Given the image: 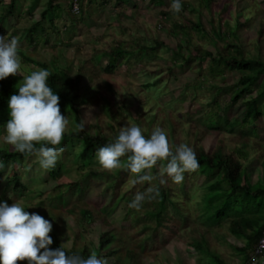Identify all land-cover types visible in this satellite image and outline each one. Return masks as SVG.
Masks as SVG:
<instances>
[{
  "label": "trees",
  "instance_id": "trees-1",
  "mask_svg": "<svg viewBox=\"0 0 264 264\" xmlns=\"http://www.w3.org/2000/svg\"><path fill=\"white\" fill-rule=\"evenodd\" d=\"M23 1L9 0L6 2L5 0H0V35L5 34L3 26L6 20L10 21L11 26H16L17 30V25L12 22L17 24V21L21 18L20 16L24 13L30 14L31 24L25 29L26 34L23 40H25L27 45L42 49L44 44L50 43L52 34L59 35V30L57 29L59 27L58 20L63 18L62 15L57 13L58 2L55 0H42L41 7L43 9L36 14L35 11L32 13V10L39 3V0H30V5L26 9L22 6ZM88 1L89 3L96 1L103 4L102 0ZM116 1L117 4L122 6V10L125 9L124 13L117 16L115 14L113 26L116 29H113V26L110 27L105 38H101L95 33L93 39L89 33H85L86 41L90 43L93 49V55L89 58L80 59L78 68L75 69V75L74 66L71 63L62 64L60 54L57 51L52 50V59L48 60L40 57V59H36L34 56L33 58L19 49V55L24 57L26 63L31 62V64H35L41 69H48L52 73L48 78V85L60 97L62 114L68 113L76 116L73 127L64 135L60 145L64 151L54 168L48 170L41 168L35 155L20 154L12 146L4 142L5 124L10 119L8 101L11 95L17 94L18 87L23 83V77L18 74L0 80V162L4 164V167L0 169V202L6 201L9 205L14 201L22 203V197L27 196L29 193L30 195L37 194V190L30 185L42 178L44 181H41V185H37V187L43 189L40 190L38 195H42L41 200H48V203L43 205V202H40L38 206L35 204L33 206L22 205L29 213H38L53 224V231L50 233L53 244L50 245V248L53 250L57 249L64 243V248L69 254L77 253L87 257L90 251H96L98 255L108 258L110 264H142V257L150 254L152 250H147V246L145 248H138L133 245L127 247L123 243L122 236L120 241L124 246H119L116 237L118 236L119 228L128 226L125 220L132 210L128 205L135 197L133 193L143 192L150 185L148 182L133 184L131 181L135 177L127 170L122 168L108 172L99 165L98 161L94 162L97 149L106 143L114 141L122 126L119 127L120 124L115 123L117 121V109L114 106V101L110 100L108 108L114 124L106 120L105 125L112 124L115 134L104 136L100 130L90 131V125L86 123L83 130L78 128V124L83 120V115L86 114V106H92L93 103L98 102L99 93L107 94L110 99H113V95L108 94L107 90L101 87V84L94 86V93L91 94L88 89L90 86H82L81 79L87 78L91 81L95 77L100 76L103 84L117 95L120 93L119 85H121V82L115 78L114 74H116L117 68H119L121 63H129L137 52L140 58H136L138 62L134 64H139L140 73L145 78L151 77L150 73L156 74L155 78H153L154 80H148L140 84L143 88L160 84L164 79L169 80L173 75L189 70L192 63H195L200 68L202 62L209 58L211 65L209 73L206 74L207 76L216 77L226 71L233 70L241 72V75L235 83L209 84V87L214 89L209 103L214 106L215 110L207 111L205 114H199L198 116L200 119L206 116L208 122H210V125L207 126L208 129H201V133L203 132L205 136L202 137L200 133L194 135V137L187 136L188 138H184V140L188 139L186 144L192 147L197 154L200 164L198 169L201 172L200 175H208L205 176L201 184H207L208 192L203 198H209L211 213H208L204 209L205 207L199 205V220H202V222L200 221L202 224L219 228L217 230L214 227L213 229L201 228V234L185 239V241L195 248L196 252L212 253L211 257L216 260L217 264H253V257H255L256 264H264V247H260L261 240L264 238V147L261 146V140H264V127L260 125V122L264 121V20L260 21V25L257 28V40L254 50H247L245 49L247 44L240 38H237V43L228 41V38L224 35L223 25L220 24L222 17L218 20L220 25H216L212 9L213 0H201L204 4L200 3L198 8H190L191 2L182 0L180 16L184 22L175 18L173 20L174 24L169 25L161 18L159 24L150 29L142 25L138 15L134 14V10L137 8L136 0ZM132 1L135 2L132 3ZM107 2L110 3V0H107ZM171 2L172 0H145L146 5H158L159 7L166 6ZM131 3L133 6L130 5ZM72 8L71 3L65 9L70 19L75 18ZM126 8L129 10L127 11ZM80 9H82V5ZM188 10L196 13V19L184 15L183 11ZM170 13L173 12L164 9L160 10V15L166 17ZM206 20L210 22L213 32L217 33L220 41L225 42L223 44L215 41L213 50L191 40L194 33H208ZM126 23L133 25L125 26ZM226 23L229 24V22ZM247 24L249 22L246 18L243 22L237 20L235 28L231 29V32L237 35L236 31L238 28ZM159 25L166 30L164 37L157 30ZM115 30L118 33H114L113 31ZM135 30L138 31L132 32ZM177 35L186 37V39L184 38L186 41L185 45H183V41H176L174 47L169 44L167 38L176 37ZM167 48L172 49V54L174 55L172 64H162L158 59V52L163 49V51H166ZM63 56L65 55L63 54ZM179 57L184 61L183 64H180L182 61H179ZM152 59L154 62L149 63V60ZM93 61H97V66H102L103 71L93 66ZM176 68L180 70H175ZM159 69L160 71H158ZM30 70L36 71L33 67ZM21 72L23 76L29 75L28 71L21 70ZM189 85L193 90L197 89L196 81H190ZM227 93H231V96L226 103L224 114H220V98ZM143 95L139 94L138 97L142 103L144 101ZM194 100L193 98L191 103ZM239 103L242 105L240 110L236 107ZM123 105H126L125 100ZM127 109L130 111L129 107ZM143 116L142 113H139L137 117L138 125L141 128L147 127L148 131L144 132V134L149 136L151 129L155 126H152L153 120L151 118L144 119ZM175 119L176 117L172 120ZM97 122L102 127V122L99 120ZM215 132L216 135L213 137ZM177 137L168 138H171L169 139L170 142L176 144ZM202 138H204V142H198ZM74 152L78 156L77 159L81 161L75 171L81 172L82 176L73 178L67 184L52 186V183L61 181L63 178L67 171L66 163L68 161H74L75 163L78 161L71 158ZM85 156L90 159H85ZM242 157L244 161L241 160ZM122 160H126V157L122 158ZM159 164L153 167L151 170L152 174L158 171ZM18 165L25 166L24 175L18 170ZM7 166H11L10 172H8ZM35 168L36 171H34ZM37 170L47 172L45 174L46 178L44 179V175ZM196 171L185 173L187 176L180 183V188L186 195L191 191V187L188 190H185L184 187L187 177L193 179L192 176L199 173ZM155 173L158 175L157 172ZM253 174L257 176L255 184L251 181ZM168 180L169 177L163 185H160L157 180L154 181V184L160 188V196L152 202L155 207L161 210L155 220L156 227L166 228L168 226L166 230L168 233H165L168 236L165 237V241L160 244L159 248L166 245L171 249H175L173 245L176 244L173 243V236L181 230L183 232L189 231L192 227L188 223L189 216L186 215L187 213L179 205V212L176 218L169 219V215L172 217L169 209L170 203L177 202L176 199L178 198L175 194L172 197V187L169 184L171 180ZM50 181H52L50 184L51 188L49 184L44 185ZM96 181H100V185L107 181L101 199L102 204H109L113 209L116 206L119 207L122 203L126 204L127 211L123 213L124 217L121 227H115L107 220L114 214L115 210L104 212L103 210L107 208L85 199L86 195L84 192L89 187H92ZM127 181H129V184L126 185ZM124 186L128 187V189L124 188ZM75 191L83 193L77 197V195H73ZM108 194L112 195L109 203L106 202ZM64 197L68 198V200H73L67 204L66 208L62 209L56 204ZM147 202L145 201V203ZM45 208L49 211H45ZM181 211L183 212L182 214ZM201 212H204L207 216ZM164 220H168L170 223L164 224ZM209 220L211 224H209ZM98 222L108 224L109 228L100 233L97 244L86 241L84 234ZM225 222L226 225L223 224ZM157 230L160 231L161 229ZM221 230L231 233L230 236L222 233V236L218 237L228 238V243L232 244L231 247L238 252V257L240 258L238 263L227 262L213 250L212 240L216 237L214 236V231L218 232ZM65 233L68 236H65ZM232 235L235 237H232ZM64 239L68 240V242L72 241V244L69 246ZM235 239L242 242H234ZM201 261L203 262L202 258H199V264Z\"/></svg>",
  "mask_w": 264,
  "mask_h": 264
},
{
  "label": "rangeland",
  "instance_id": "rangeland-1",
  "mask_svg": "<svg viewBox=\"0 0 264 264\" xmlns=\"http://www.w3.org/2000/svg\"><path fill=\"white\" fill-rule=\"evenodd\" d=\"M55 1L58 2L57 13L62 15L63 18L58 20L59 27L57 29L59 30V35L52 34L50 36V43L44 44V47L42 49L27 45L25 43V40H23V37L26 34L25 29L31 24L30 14L24 13L22 16H20L21 18L17 21V24L15 22H12L14 25H17V30L16 26H11L10 21L6 20L3 26V29L5 30L4 35H7L9 39L11 35H14V37H18L20 40L19 49L23 52H26L31 57H36V59L46 58L48 60H51L52 50H54L55 52L57 51L58 54H60V60L62 64L71 63L74 66L73 71L75 75V69L78 68V62L80 61V59L85 57L89 58L93 55V49L91 48L90 43L86 41L85 33H89L93 39L95 33L101 38H105L107 36V30L113 26L115 14L117 16L121 13H124L125 9L122 10V6L117 4L116 0H110V3H106L107 0H102L104 5L101 3H97L96 1L89 3L88 0H82L81 12L79 14H74V19H70V17L66 14L65 9L66 7L68 8V6L71 5V0ZM189 1L191 2L190 8H198L200 3L204 4V2H202L201 0ZM133 2L135 1H132V3ZM132 3L130 4L131 6H133ZM29 5L30 0L23 1V8L26 9ZM170 5L171 3L161 7H159L158 5L148 6L145 4V0H136L137 8L136 10H134V14L138 15L141 24L145 27H148V29L154 28L157 24H159L161 18H163L165 20V23H168L169 25L174 24L173 20L175 18L184 22V20L180 16V13H170L167 15V17L160 15L161 9L171 11ZM41 6L42 0H39V3H37L35 8L32 10V13L35 11L36 14H38L39 11L43 9ZM212 9L216 25H223V29L225 31L224 35L228 38L229 42L237 43V38H240L241 40H244L245 44H247L245 49L254 50V45L257 40V28L260 25V21L262 19L264 20V0H213ZM126 10L128 11L129 9L126 8ZM183 13L184 15L190 18L192 17L193 19H196V13L193 11L188 10L183 11ZM220 17H222L221 22L218 21ZM122 18H124V16H122ZM245 18L248 20L249 24L245 25L244 27L238 28V30L236 31L237 35L232 33L231 29L235 28L236 21L240 20L243 22L245 21ZM226 22H229V24H227ZM206 23L208 27V33H194L191 40H193L194 42H199L203 44L204 47L213 50L215 41H219L223 44L225 42L220 41L217 36V33L213 32L210 22L207 21ZM132 25L133 24L131 23L125 24V26ZM112 28L116 29L115 26H113ZM157 30L161 33L163 37L165 36L166 30L163 27L159 25ZM136 31L138 30L132 32ZM113 32L118 33L117 30ZM127 33L129 34V32ZM184 38L186 39L184 35H177L176 37H168L167 40L169 41V44L174 47L176 41H183L184 43H182L183 45H185L186 41ZM163 50H160L158 52L159 61L162 64H172V57H174V55L172 54V49L167 48L166 51ZM63 54L65 56H63ZM20 57L22 62V71H28V74H30L31 72H33L32 70H30V68L32 67L36 70L41 69L39 66L31 64V62L26 63L22 55H20ZM136 58H140L138 52L131 58V61L129 63H121L119 68H117L116 74L114 75L115 78L121 82V85H119L120 93L117 95L109 87L103 84L100 76L95 77V79L91 81L87 78L81 79L82 86H90V88L88 87V89L89 91H91V94L94 93V86L101 84V87L105 88L108 94L113 95V99H110L107 94L99 93V101L93 103L92 106H86V114L83 115V121L84 123L90 125L91 130H100V132L104 136L115 134V129L112 126L114 122L113 120H111V112L108 108L109 101L113 100L114 106L117 109V121L115 123H119V127L125 126L127 123L138 125L137 117L139 113H142L144 115V119L151 118L153 120L152 126L156 127L161 125L160 127L167 131L168 137L175 138L176 136H178L176 145H179L181 143L186 144L188 142V139L184 140V138H188L187 136L194 137V135L201 133V129L206 130L208 129L207 126L210 125V122H208L206 116H204L203 119H200L198 117L199 114L203 115L207 111L215 110L214 106L209 103L211 99V94L214 92V89H211L209 87V84L216 83L219 85H223L226 83H235L241 75V72L233 70L226 71L216 77H211L210 75L207 76L206 74L209 73V67L211 65V61L208 58L202 62V66L200 68L197 67L195 63H192L190 64L189 70L183 73L175 74L169 80L164 79L160 82V84H154L149 86V88H143L142 86H140V84H143L145 83V81L148 80H154L153 78H155L156 74L150 73V76L152 78H145L139 71V64H134L135 62H138ZM178 59H180L179 61H182L180 62V64H183L184 61L181 60L180 57ZM103 61L105 62V60ZM96 62L97 61H93V66H96L100 71H103V67L97 66ZM153 62V59L149 60V63ZM175 70L180 69L176 68ZM158 71H160V69ZM190 81H196L197 89L193 90L190 87ZM143 92L145 93L144 95ZM139 94L143 95V103L141 100L138 99ZM230 96L231 93H227L223 94L220 98V114H224L226 103L228 102ZM193 98L195 100L191 103V100ZM124 100L126 102L125 106L123 105ZM239 104H237L236 107L240 110L242 109V105L241 103ZM128 107L130 108V111L127 109ZM70 116L71 115L69 114V117ZM175 117L176 119L172 120ZM98 120L102 122V127H100V124L97 122ZM106 120H108L112 124H108L106 126ZM260 125L264 127V121H261ZM142 129L144 132L148 131L147 127H144ZM152 130L153 128L151 129L150 134ZM144 135L148 136L147 134ZM215 135L216 132L213 137H215ZM201 136L204 137L205 134L202 132ZM198 142H204V138H202ZM261 146L264 147V140H261ZM77 157L78 156L76 152H74L71 158L78 160ZM85 159L90 158L88 156H85ZM241 160L244 161L243 157L241 158ZM80 162V160H78L76 163L74 161H68L66 163L67 171L64 174L63 178L61 179V181L52 183V186H55L57 184H67L73 178H77L80 175L82 176L81 172L75 171L76 168L81 164ZM94 162H97L96 158L94 159ZM10 168L11 166H7L8 172H10ZM17 168L19 171H21L22 175L25 174L24 165H18ZM34 171H36V168ZM38 172L44 175V179L46 178L45 174H47V172ZM155 172L158 173V171ZM155 172L153 174L154 176H156ZM196 172L199 173L193 175V179L187 177V181L184 185L185 190H188L191 187V191L188 192L187 195L182 192L180 184L174 183L171 178H169V180H171L169 184L172 187V197L175 194L178 198L176 199L177 202L170 203L169 209L170 213L172 214V217L169 215V219L172 220L173 218H176L180 206L182 207V210L187 213L186 215L189 216L188 223L192 227V229L189 231L183 232L181 230L173 236V243L176 245H172L175 246V249H171L169 246L167 247L166 245L162 246V249L159 248L160 244L165 241V237L168 236L165 234L168 233L166 231L168 226L166 228L156 227L155 220L158 214L161 213V210L160 208L158 209L157 207H155L153 203L154 201L143 204L139 211L132 209L128 215V218L125 220L128 226L119 228L123 224V213L127 211V206L126 204L122 203L119 205V207L116 206V208L113 209L112 206H110L109 204L105 205L104 203H101L103 190L106 188L107 181H104L103 185H100V181H96L92 187L88 186L89 188L86 189V191L84 192V194L86 195L85 199L89 200L90 202L100 204L101 206L107 208L106 210H103L102 208L104 212H106L107 210H115L114 214L107 220L110 224L119 228V231L117 232L118 236L116 237V241L119 242V246H124V244L127 247H131L133 245L134 247L138 248H145V246H147V250H152L150 254L142 257V264H179V261L181 262L180 264H199V258H202L203 260V262L201 261L200 264H217L216 260L211 257L212 253L196 252L195 248L190 246L185 241V239H189L197 234H201V228L213 229L214 227L215 230L219 229L215 226L212 227V225H210V227L205 224H202V220H199V205H201V207H205L204 209L207 210L208 213L211 212L209 209V198H203V196H206L208 192L207 184H201L205 176L208 175L204 173L203 174L205 176L200 175L201 172L199 170ZM186 176L187 174H184V178ZM167 178V176L164 177L166 181ZM256 180L257 176L256 174H253V176H251L252 183L255 184ZM41 181L44 180L42 178H39L37 181H35V183H31L30 186L37 190V194L30 195L29 193L27 196L22 197V204L30 206H33V204H35L36 206H38L40 202H43V205H46L48 203V200H41L42 195H38L40 190L43 189L37 187V185H41ZM157 181H159V179H157ZM51 182L52 181H50L49 183H45L44 185L49 184V187L51 188ZM152 183L154 184L155 182L153 181ZM125 184H129V181H127ZM124 188L128 189V187L126 186H124ZM82 193H78L77 191H75L73 195H77L78 197ZM133 194L136 195V192H134ZM111 196V194L107 195L106 202H110L109 199ZM71 200H68V198L64 197L62 200L58 201V204L56 205L64 209L66 208L67 204L71 202ZM46 209L47 208H45L44 210L49 211ZM182 213L183 212L181 211V214ZM201 213L207 216V214H205L204 212ZM163 222L164 224L170 223V221L168 222V220H164ZM209 224H211L210 220ZM223 224L226 225V222ZM108 228V224H103L102 222L94 224L84 234L85 240L97 244L100 233ZM157 229L161 230L159 231ZM222 233H225L229 236L231 235V233L226 230H221L218 232L214 231V236L216 237L212 240L213 250L218 253L221 257H223L227 262L238 263L240 261V258L238 257V252L231 247L232 244L228 243V238L218 237L222 236ZM65 236H68V234L65 233ZM121 236L124 244L120 241ZM232 237L235 236L232 235ZM64 241L69 246L72 244V241L68 242V240L66 239H64ZM234 242L240 243L242 241L235 239Z\"/></svg>",
  "mask_w": 264,
  "mask_h": 264
},
{
  "label": "clouds",
  "instance_id": "clouds-1",
  "mask_svg": "<svg viewBox=\"0 0 264 264\" xmlns=\"http://www.w3.org/2000/svg\"><path fill=\"white\" fill-rule=\"evenodd\" d=\"M8 2L9 0H5ZM72 0L75 14L81 12L82 0ZM170 9L174 14L182 11L181 0H172ZM19 38L0 35V80L22 75L17 94L8 101L10 119L5 124L4 142L26 155H35L41 168H54L64 149V135L73 127L76 116L64 115L60 108V97L48 85L52 73L39 69L23 76L19 55ZM70 127V128H68ZM82 120L78 128L83 130ZM92 131V130H90ZM126 157V160L122 158ZM99 165L108 172L125 169L135 178L133 184L148 182L149 187L137 192L128 207L139 211L145 201L151 202L160 196V188L152 182L166 183L165 176L180 184L184 174L199 169L195 150L188 144H173L168 133L160 126L153 128L150 136L132 123L122 126L114 141L106 143L96 151ZM166 162V163H163ZM160 163L158 175L151 172ZM4 164L0 162V169ZM11 198V197H10ZM53 224L38 213H29L19 201L9 205L0 202V264H110L109 259L90 251L87 257L69 254L64 243L57 249L50 248L53 239L50 233ZM253 264H256L253 257Z\"/></svg>",
  "mask_w": 264,
  "mask_h": 264
},
{
  "label": "built area",
  "instance_id": "built-area-1",
  "mask_svg": "<svg viewBox=\"0 0 264 264\" xmlns=\"http://www.w3.org/2000/svg\"><path fill=\"white\" fill-rule=\"evenodd\" d=\"M77 0H75V8L78 7V4L76 2ZM260 247L263 248L264 247V238L261 240V243H260Z\"/></svg>",
  "mask_w": 264,
  "mask_h": 264
}]
</instances>
